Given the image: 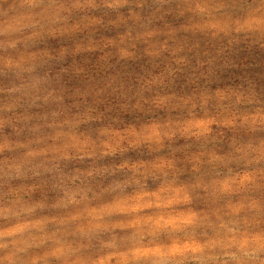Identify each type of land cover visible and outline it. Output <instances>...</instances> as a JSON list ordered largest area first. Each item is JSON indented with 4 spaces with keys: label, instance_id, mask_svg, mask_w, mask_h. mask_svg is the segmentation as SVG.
<instances>
[{
    "label": "clouds",
    "instance_id": "clouds-1",
    "mask_svg": "<svg viewBox=\"0 0 264 264\" xmlns=\"http://www.w3.org/2000/svg\"><path fill=\"white\" fill-rule=\"evenodd\" d=\"M0 264H264V0H0Z\"/></svg>",
    "mask_w": 264,
    "mask_h": 264
}]
</instances>
